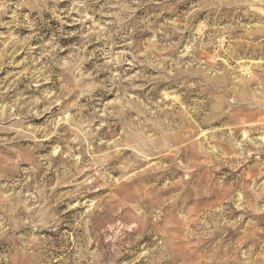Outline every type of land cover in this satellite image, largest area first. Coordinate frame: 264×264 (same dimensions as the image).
Masks as SVG:
<instances>
[{"label": "clouds", "instance_id": "1", "mask_svg": "<svg viewBox=\"0 0 264 264\" xmlns=\"http://www.w3.org/2000/svg\"><path fill=\"white\" fill-rule=\"evenodd\" d=\"M0 264H264V0H0Z\"/></svg>", "mask_w": 264, "mask_h": 264}]
</instances>
